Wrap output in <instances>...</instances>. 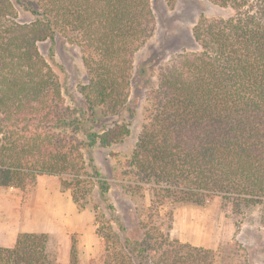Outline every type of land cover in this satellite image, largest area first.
Listing matches in <instances>:
<instances>
[{"label":"trees","instance_id":"obj_1","mask_svg":"<svg viewBox=\"0 0 264 264\" xmlns=\"http://www.w3.org/2000/svg\"><path fill=\"white\" fill-rule=\"evenodd\" d=\"M208 1L233 15L202 20L198 49L161 68L123 185L143 203L117 216L112 184L83 150L109 148L129 129L80 135L84 121L97 122V108L117 114L128 104L135 56L155 31L151 0H17L31 15L23 21L12 0H0V188L23 191L57 176L81 209L93 192L95 208L111 213L96 219L97 235L118 242L112 252L107 245L103 264H218L219 252L171 236L164 209L221 198L264 211V0ZM59 36L82 52L80 115L39 49ZM75 250L70 264H78ZM0 264L61 263L51 235L21 233L13 247H0Z\"/></svg>","mask_w":264,"mask_h":264},{"label":"rangeland","instance_id":"obj_2","mask_svg":"<svg viewBox=\"0 0 264 264\" xmlns=\"http://www.w3.org/2000/svg\"><path fill=\"white\" fill-rule=\"evenodd\" d=\"M12 1L18 7L19 20L31 19L23 5H18L17 0ZM151 4L155 31L151 40L135 56L128 104L117 114L97 108V122L84 121V130L80 135V139L86 140V133L91 129L103 132L116 125H126L129 129V134L122 141L109 148L83 150L86 164L95 165L100 175L112 184L108 196L117 216H123L130 208H140L143 203L139 197L131 201L123 185L131 177L129 161L147 122L150 94L158 86L161 68L180 54L198 49L193 35L202 20L227 19L233 15L231 9L219 7L208 0H151ZM39 49L59 78L66 104L80 115L85 105L79 87L88 81L80 47L67 37L59 36L55 41L40 43ZM50 192L52 196L48 199H52L55 206L66 209L69 202L73 209L68 229L59 228L49 234L58 251L59 262L70 264L75 246L78 264H103L108 253L107 245L112 252L118 247V242L114 239L106 244V239H100L97 228L102 224H98L96 219L102 220L104 216L109 220L111 213L95 208L97 200L93 192L88 197L86 208L81 209L74 202L71 191L63 188L57 176H41L35 188L23 191L0 188V221H25L31 210L42 207L43 195ZM146 196L145 205L150 206V195ZM164 210L168 214L164 215L163 221L171 236L182 243L219 252L225 261L219 260L218 264H264V211L261 207L235 209L218 198L203 206L178 204ZM63 223L60 222L62 228ZM113 227L112 234L119 233L116 224Z\"/></svg>","mask_w":264,"mask_h":264},{"label":"crops","instance_id":"obj_3","mask_svg":"<svg viewBox=\"0 0 264 264\" xmlns=\"http://www.w3.org/2000/svg\"><path fill=\"white\" fill-rule=\"evenodd\" d=\"M51 196V192L43 195L44 202L41 205L42 207L31 210V213L27 214L25 221H0V247H13L21 233L50 234L51 232L58 231L59 228L60 230L64 229L66 231L68 229V220L70 219V214L73 213V209L69 202L66 209L55 206L52 203V199H48ZM60 222H64L63 228L60 226Z\"/></svg>","mask_w":264,"mask_h":264}]
</instances>
